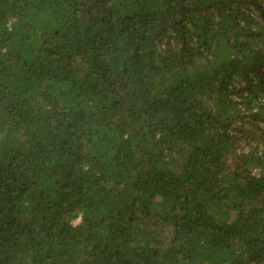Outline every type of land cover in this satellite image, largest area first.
Returning a JSON list of instances; mask_svg holds the SVG:
<instances>
[{"label": "trees", "instance_id": "1", "mask_svg": "<svg viewBox=\"0 0 264 264\" xmlns=\"http://www.w3.org/2000/svg\"><path fill=\"white\" fill-rule=\"evenodd\" d=\"M0 264H264V0H0Z\"/></svg>", "mask_w": 264, "mask_h": 264}, {"label": "rangeland", "instance_id": "2", "mask_svg": "<svg viewBox=\"0 0 264 264\" xmlns=\"http://www.w3.org/2000/svg\"><path fill=\"white\" fill-rule=\"evenodd\" d=\"M244 146H245V145H241V148H242V149L245 148ZM79 221H80V219H77L76 222H79Z\"/></svg>", "mask_w": 264, "mask_h": 264}]
</instances>
